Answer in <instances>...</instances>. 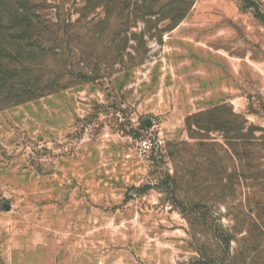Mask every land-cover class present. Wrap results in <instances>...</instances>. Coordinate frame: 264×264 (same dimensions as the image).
I'll return each instance as SVG.
<instances>
[{"label": "rangeland", "instance_id": "1", "mask_svg": "<svg viewBox=\"0 0 264 264\" xmlns=\"http://www.w3.org/2000/svg\"><path fill=\"white\" fill-rule=\"evenodd\" d=\"M0 264H264V0H0Z\"/></svg>", "mask_w": 264, "mask_h": 264}, {"label": "trees", "instance_id": "2", "mask_svg": "<svg viewBox=\"0 0 264 264\" xmlns=\"http://www.w3.org/2000/svg\"><path fill=\"white\" fill-rule=\"evenodd\" d=\"M2 44L6 45L7 46V43H6V38H3L2 39Z\"/></svg>", "mask_w": 264, "mask_h": 264}]
</instances>
